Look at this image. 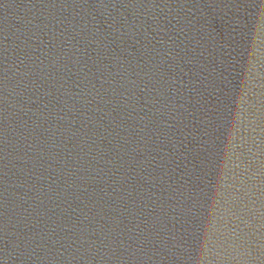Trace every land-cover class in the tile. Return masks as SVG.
Wrapping results in <instances>:
<instances>
[{
	"label": "water",
	"instance_id": "95a60500",
	"mask_svg": "<svg viewBox=\"0 0 264 264\" xmlns=\"http://www.w3.org/2000/svg\"><path fill=\"white\" fill-rule=\"evenodd\" d=\"M0 23L127 145L264 234V0H0Z\"/></svg>",
	"mask_w": 264,
	"mask_h": 264
}]
</instances>
